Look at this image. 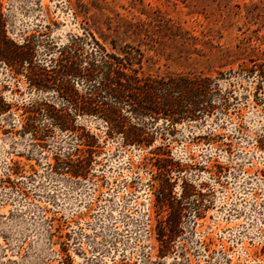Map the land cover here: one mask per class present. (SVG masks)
<instances>
[{
  "label": "rangeland",
  "instance_id": "1",
  "mask_svg": "<svg viewBox=\"0 0 264 264\" xmlns=\"http://www.w3.org/2000/svg\"><path fill=\"white\" fill-rule=\"evenodd\" d=\"M102 51L205 103L88 113ZM0 264H264V0H0Z\"/></svg>",
  "mask_w": 264,
  "mask_h": 264
},
{
  "label": "trees",
  "instance_id": "2",
  "mask_svg": "<svg viewBox=\"0 0 264 264\" xmlns=\"http://www.w3.org/2000/svg\"><path fill=\"white\" fill-rule=\"evenodd\" d=\"M88 67L89 81L99 79L90 88L91 94L87 100L88 113L97 112L96 98L102 99L104 95L111 103L108 105L100 100L101 105H104L101 112L109 122L114 121L117 106H128L138 115L165 113L167 108H175L173 112L180 116L185 113L183 102H189L193 108L189 112L190 116H187L188 119H193L195 116L193 113L205 103L204 98L202 100L199 98L205 97L210 90V81L207 78L179 77L159 81L139 78L137 72L129 68L128 62L104 51L99 56V62L89 64ZM175 95L178 97L174 98Z\"/></svg>",
  "mask_w": 264,
  "mask_h": 264
}]
</instances>
